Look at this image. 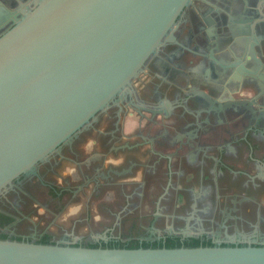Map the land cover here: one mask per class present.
I'll return each mask as SVG.
<instances>
[{"label":"flooded vegetation","instance_id":"1","mask_svg":"<svg viewBox=\"0 0 264 264\" xmlns=\"http://www.w3.org/2000/svg\"><path fill=\"white\" fill-rule=\"evenodd\" d=\"M2 2L10 19L0 36L37 0ZM248 2L244 18L264 24V9ZM236 11L190 0L114 99L39 160L36 174L0 190V233L83 247L264 246L263 25L232 73L201 67L236 62L226 36ZM196 101L219 114L200 116Z\"/></svg>","mask_w":264,"mask_h":264},{"label":"water","instance_id":"2","mask_svg":"<svg viewBox=\"0 0 264 264\" xmlns=\"http://www.w3.org/2000/svg\"><path fill=\"white\" fill-rule=\"evenodd\" d=\"M189 1L37 0L17 14L0 36V190L23 172L36 174L39 160L113 100ZM223 1L237 8L226 23L229 55L237 63L217 70L204 61L207 75L232 73L264 27L244 18L248 0ZM252 1L264 9V1ZM8 11L0 0V28ZM258 39L264 54V32ZM205 80L220 90L218 79ZM201 105L195 102L200 116L220 112ZM0 264H264V246L92 248L0 239Z\"/></svg>","mask_w":264,"mask_h":264},{"label":"trees","instance_id":"3","mask_svg":"<svg viewBox=\"0 0 264 264\" xmlns=\"http://www.w3.org/2000/svg\"><path fill=\"white\" fill-rule=\"evenodd\" d=\"M11 219L10 218H8V219H6V221H3V224L5 223V222H7V221H10ZM1 223V222H0ZM2 224V223H1ZM0 239H13V240H20V238H10L9 237V235L7 234V233H5V232H2V233H0ZM39 243H43V244H50L49 242H48V240H47V238H45V239H42ZM199 246H201V245H199V244H192V245H190V246H186V247H199ZM84 247H92V248H96V247H93V246H84ZM140 246H138V245H128V246H126V245H118V246H113V247H103V248H139ZM141 247H143V246H141ZM164 247H167V248H178V247H182V246H180V245H168V246H164ZM143 248H162V247H146V246H144Z\"/></svg>","mask_w":264,"mask_h":264},{"label":"crops","instance_id":"4","mask_svg":"<svg viewBox=\"0 0 264 264\" xmlns=\"http://www.w3.org/2000/svg\"><path fill=\"white\" fill-rule=\"evenodd\" d=\"M264 12V11H263Z\"/></svg>","mask_w":264,"mask_h":264}]
</instances>
